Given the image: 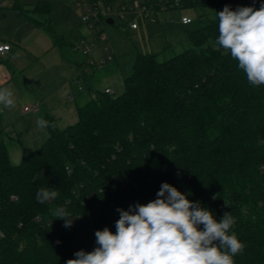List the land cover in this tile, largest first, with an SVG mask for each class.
Listing matches in <instances>:
<instances>
[{
  "label": "trees",
  "instance_id": "obj_1",
  "mask_svg": "<svg viewBox=\"0 0 264 264\" xmlns=\"http://www.w3.org/2000/svg\"><path fill=\"white\" fill-rule=\"evenodd\" d=\"M261 3L149 0L153 8L214 7L216 17L186 28L192 46L172 57L138 53L123 91L96 90L76 122L61 128L46 113L47 138L19 163L0 136V264H66L91 252L96 230L116 232L117 208L147 204L164 182L217 221L231 213L229 234L244 245L234 264H264V85H250L216 44L218 12ZM37 5L13 0L11 8L25 15ZM41 24L55 43L63 39L50 20ZM39 188L58 195L38 203ZM57 207L77 218L70 228L53 215Z\"/></svg>",
  "mask_w": 264,
  "mask_h": 264
},
{
  "label": "rangeland",
  "instance_id": "obj_2",
  "mask_svg": "<svg viewBox=\"0 0 264 264\" xmlns=\"http://www.w3.org/2000/svg\"><path fill=\"white\" fill-rule=\"evenodd\" d=\"M20 1L27 7H35L38 3L37 9L32 11L31 15L40 20L50 18L58 33L63 34L64 43L51 46L49 49L44 48L46 50L38 60L29 64L24 74L37 75L34 77V85L27 83L22 77L20 83H16L17 89L6 86L13 91L15 106L6 108L0 105V135L8 143L9 157L13 164L19 163L25 154L38 148L47 138V128L43 130L38 128L37 119L45 120L44 115L50 114L61 128L77 121L75 101L67 99L66 103L64 100L60 101L58 96L66 82L65 78L73 68H77L79 63L82 64L86 74L93 73L94 87L103 90L109 86L113 94H119L123 91V75L131 71L138 53H157L158 60L172 57L192 46L186 28L203 26L216 17L214 7L154 9V12H149V16L138 10H131L122 18L111 15L114 18L113 24L106 21L103 23L109 36V40L103 43L97 39L95 32L83 23L82 10L76 5L75 0ZM12 2L13 0H3V5L0 6L2 21L0 41L5 37L4 34L13 30H16L17 35L21 34L24 37V28L12 23V16L15 15V18L18 16L17 11L11 8ZM132 3V0H125L127 6H131ZM116 5L117 3H114V6ZM183 16L190 17L192 22L181 24L180 20ZM129 23H136L137 28L132 29ZM42 32L46 34L43 30ZM39 38L41 37L30 40V43L41 50L45 42ZM22 43L12 54L20 50L17 57L21 63H24L23 53L27 50L25 37ZM106 46H111L110 50L115 52L117 60L107 61L110 52L105 50ZM87 49L89 52L85 54L84 51ZM2 58L10 59V56H2ZM103 60L106 63H102ZM92 61L94 65L91 64ZM81 80L84 90H87L84 75L81 76ZM26 91L30 92V95H27ZM43 103L48 110L43 107ZM34 105L36 108L29 112L24 110L25 106L34 108Z\"/></svg>",
  "mask_w": 264,
  "mask_h": 264
},
{
  "label": "clouds",
  "instance_id": "obj_3",
  "mask_svg": "<svg viewBox=\"0 0 264 264\" xmlns=\"http://www.w3.org/2000/svg\"><path fill=\"white\" fill-rule=\"evenodd\" d=\"M217 17L216 44L238 61L250 85H264V3L259 9L232 10L226 5ZM0 105L15 106L10 88L0 87ZM37 126L43 130L49 125L37 119ZM57 195L55 190L39 188L36 200L43 204ZM156 197L147 204L130 205L128 210L117 208L116 232L108 227L96 230L98 246L91 252H75V259L66 264H234L233 257L244 245L234 232L229 234L235 223L231 213L217 221L208 208L167 182ZM53 215L66 228L77 219L64 207H57Z\"/></svg>",
  "mask_w": 264,
  "mask_h": 264
},
{
  "label": "crops",
  "instance_id": "obj_4",
  "mask_svg": "<svg viewBox=\"0 0 264 264\" xmlns=\"http://www.w3.org/2000/svg\"><path fill=\"white\" fill-rule=\"evenodd\" d=\"M67 1V0H66ZM30 11L28 14L22 15L19 14L15 18V15L12 16V23H16V26H21L24 28V37H25V47L27 48L26 52L23 54L25 55V62L21 63L20 60H18V50L17 52L15 51L13 54L12 52L16 49V47L20 48V44H23V36L17 35L16 30L11 31L8 34H4V38L0 41V44L2 43H9L11 45V49L5 53V54H0V87H11L12 89L16 88V83H20V80L23 79L30 84L34 85V77L37 76L35 74H32L31 76L25 75L24 72L26 71L27 67L32 61L38 60L39 56L44 52V48H51V46H55L57 44L62 45L64 43V36L63 39L59 43H55L53 37L50 35L49 32L44 28V26L41 23H46L48 20L51 21L50 18H46L44 20H40L35 18V16L31 15ZM15 20V21H14ZM2 25L1 17H0V26ZM54 25V24H53ZM55 26V25H54ZM133 29V28H132ZM0 30L2 28L0 27ZM42 30L46 33L43 34ZM4 32V31H3ZM7 32V31H5ZM45 35V36H44ZM63 35V34H62ZM36 37H41L39 38L41 41L45 42L44 47L38 48L30 43V40L36 38ZM43 37V38H42ZM53 43V45H51ZM47 44V45H46ZM115 54V52H114ZM10 56V59H3L2 56ZM117 60L116 54H115V59ZM130 73V72H129ZM129 73L127 75H129ZM84 75L85 82H86V87L87 90H84V86L82 84L81 76ZM127 75H123V80ZM92 77L93 73L90 72L89 74L85 73V69H83L82 64L79 63L77 68H73L70 73L67 75L66 82L64 83V86L60 90V94L58 96L59 100L62 101L64 100L67 103V99H70L72 101H75V105L78 108V106L83 105L86 103L91 97L95 95V91L99 90L94 85L92 84ZM21 78V79H20ZM68 80V81H67ZM82 87V89H80ZM109 86L105 87V89H100L102 91H105ZM27 95H30V92L26 91ZM80 100V102H78ZM43 107L46 108L45 103L42 104ZM74 112V109L72 110ZM29 112V111H26ZM1 113V109H0ZM56 120V119H55ZM44 132H42L43 134ZM19 134V133H16ZM48 134V133H47ZM1 136V135H0Z\"/></svg>",
  "mask_w": 264,
  "mask_h": 264
},
{
  "label": "built area",
  "instance_id": "obj_5",
  "mask_svg": "<svg viewBox=\"0 0 264 264\" xmlns=\"http://www.w3.org/2000/svg\"><path fill=\"white\" fill-rule=\"evenodd\" d=\"M248 1H252V0H248ZM132 2L133 3L131 6H127L125 4V0H112L110 2H105L104 0H75L76 5L80 7L82 10L83 23H85L91 31L95 32L97 39L103 43L109 40L108 33L104 29L103 23L105 21L107 22V19L110 18L111 15H118L119 17L122 18L129 11L138 10L141 13L145 14V16H149L150 11H153L154 9L156 10L167 9V6H168L166 4H161L160 7L153 8L149 4V0H132ZM114 3H117V5L114 6ZM174 3L177 4L178 0H174ZM169 6H171V4ZM151 20H155V18H151ZM180 22L181 24L186 25V24L191 23L192 19L190 17L183 16ZM129 26L133 29L137 28L136 23H129ZM10 49H11V45L9 43L0 44V54H5ZM89 49L85 50L84 53L87 54L89 52ZM110 49H111V46L105 47V50L110 52L107 57V61H111L115 59V54ZM102 63H106L105 60H103ZM91 64L94 65V62L92 61ZM80 89H82V87H80ZM105 92L112 93V90L110 88H107ZM33 107L34 108L30 106H25L24 110L30 111L31 109H35L36 105H34Z\"/></svg>",
  "mask_w": 264,
  "mask_h": 264
},
{
  "label": "water",
  "instance_id": "obj_6",
  "mask_svg": "<svg viewBox=\"0 0 264 264\" xmlns=\"http://www.w3.org/2000/svg\"><path fill=\"white\" fill-rule=\"evenodd\" d=\"M107 22L110 23V24H113L114 23V19L110 17V18L107 19Z\"/></svg>",
  "mask_w": 264,
  "mask_h": 264
}]
</instances>
